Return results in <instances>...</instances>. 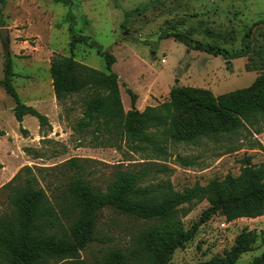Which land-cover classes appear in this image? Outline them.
I'll list each match as a JSON object with an SVG mask.
<instances>
[{"label":"rangeland","instance_id":"rangeland-1","mask_svg":"<svg viewBox=\"0 0 264 264\" xmlns=\"http://www.w3.org/2000/svg\"><path fill=\"white\" fill-rule=\"evenodd\" d=\"M69 1L66 4L54 0L0 3V29L5 27L9 32L7 45L0 36V79L9 50L16 72L14 84L22 101L35 103L43 113L47 111L50 122V126L40 127V136L22 139L17 133L20 126L14 113L7 114L3 125L11 135L0 137V150L4 158L13 157L12 163L18 160V165L16 173L0 185V190L28 165L33 168L39 185L53 198L65 176L74 171L64 165L72 158H78L86 167L91 184L104 190L118 167L147 168L142 185L169 179L175 189L184 190L197 182L207 184L213 178L222 179L228 173L239 175L245 156H252V162L257 165L264 163V148L257 146L261 142L259 136L264 134V119L260 121V133L243 129L239 134L220 133L216 137L188 141L177 140L171 134L172 137L159 141L166 148L165 155H158L153 148L131 151L122 142L117 145L100 133H79L76 128L92 88L81 87L58 100L50 73L54 56L71 55L70 42L75 32L79 43L73 57L77 61L105 71V61L98 49L116 56L114 70L122 78L120 87L126 112L131 109L126 89L129 85L143 96V104L138 107L141 111L167 102L173 86L187 87L179 85L180 77H185L183 82L187 85L211 86L220 93L246 88L264 74V0ZM172 34L188 39L190 46ZM197 41L244 56L227 60L222 55L197 49L194 46ZM123 82L129 85L124 86ZM27 120L31 127L34 122L30 120L39 124L32 115ZM11 145L13 150L8 156L5 149ZM11 162H5L6 170ZM0 197V202L4 201L6 193L2 192ZM209 205L208 200H203L179 207L176 226L184 230L196 226L197 230L192 239L175 250L168 264H196L223 254L244 228L256 230L258 238L255 248L242 254L238 264L249 263L264 252V214L229 221L218 213L203 222L202 213ZM171 224H164L167 230L173 229ZM152 228L163 229L158 221L105 208L98 215L97 232L110 240L91 243L82 251V259L90 262L110 248L128 245L133 236L141 237Z\"/></svg>","mask_w":264,"mask_h":264},{"label":"trees","instance_id":"trees-1","mask_svg":"<svg viewBox=\"0 0 264 264\" xmlns=\"http://www.w3.org/2000/svg\"><path fill=\"white\" fill-rule=\"evenodd\" d=\"M5 2L0 0L1 5ZM250 29L246 28L247 31ZM171 36L189 45V40L183 36ZM77 37L75 32L72 33L71 55L52 58L50 73L58 100L81 87L92 88L86 96L83 115L76 128L79 133H100L117 145L122 142L131 151L153 148L158 155H165L166 148L159 141L169 135L172 137L171 134L177 140L188 141L212 138L220 133L239 134L243 129L261 132L264 74L257 76L246 88L219 95L203 87L173 86L167 102L147 106L143 111L136 105L138 94L127 87L131 109L126 112L120 76L114 70L116 56L98 49L105 61V71L87 66L73 57L79 43ZM194 46L216 56L222 55L227 60L244 56L241 53L230 54L226 49L213 48L199 41ZM15 75L12 54L7 50L0 85L14 99L13 112L26 136L28 130L23 126L24 116L36 117L41 128L50 126V122L46 114L22 101L14 84ZM123 85L127 86L125 82ZM4 134L0 128V135ZM257 146L264 148L259 141ZM241 163L237 176L228 173L222 179L213 178L207 184L197 182L184 190L175 189L169 179L159 184L142 185L148 174L147 168L118 167L104 190L94 187L86 177V167L79 163L78 158H72L64 165L74 171L65 176L53 198L39 185L33 168L25 165L0 190V195L6 193L5 200L0 202V264H168L175 250L192 239L197 230L196 226L191 230L176 226L182 205L208 200L210 205L202 213L203 222L218 213L229 221L264 214V163H253L252 156H245ZM105 208L135 218L158 221L163 229L146 230L141 237L133 236L128 245L110 248L87 262L82 259V251L95 241L110 240V237L97 232L98 215ZM166 223H172L173 229L167 230ZM257 238L256 230L244 228L230 249L196 264H238L242 254L255 248ZM246 264H264V252Z\"/></svg>","mask_w":264,"mask_h":264},{"label":"crops","instance_id":"crops-1","mask_svg":"<svg viewBox=\"0 0 264 264\" xmlns=\"http://www.w3.org/2000/svg\"><path fill=\"white\" fill-rule=\"evenodd\" d=\"M239 60H242V58H239ZM236 65V64H235ZM243 65H245V63L243 62L242 63V66ZM189 72H192V70H189ZM2 79V78H1ZM122 79V78H121ZM186 80L185 79V77L183 78V77H180L178 80H180V83H179V85H185V86H191V84L190 85H187V84H185L183 81L184 80ZM256 79V78H255ZM128 85H129V83L128 82H126ZM129 87H130V85H129ZM193 87H198V86H193ZM207 89H210V90H212L213 91V93L215 94V95H219V94H222V93H220L221 91H218L217 90V92H216V90H215V88L214 87H211V86H205ZM205 87H203V88H205ZM131 88V87H130ZM52 89H53V85H52ZM171 89L172 88H170V91H171ZM54 90V89H53ZM134 90V89H133ZM5 89L0 85V128L5 132V134L4 135H0V137H10V135H11V133L8 131V129H6V127H4V125H3V122H4V120H5V118L7 117V114L8 113H11V112H13V108H14V106H15V101H14V99L13 100H11L10 98H9V96H7V95H9V94H7V92L5 91ZM137 94H138V99H137V102H136V105H137V107H139V105H141V104H143L142 103V101H143V96L141 95V93L139 92V91H137V90H134ZM227 92V91H226ZM121 93H122V90H121ZM223 93H225V92H223ZM20 95V94H19ZM21 96V95H20ZM149 96L151 97V94H149ZM145 99V98H144ZM131 100V99H130ZM147 101V103H149V100H146ZM26 104H28V105H33V106H35V107H37V105L35 104V103H32V102H26ZM124 104V103H123ZM37 109H39V107H37ZM14 113V112H13ZM44 114H46V115H49V113L47 112V111H45L44 110ZM28 116L29 115H26V116H24V119H23V126H24V128H26L27 130H28V137H26V136H23V134H21V130H20V127H19V131L17 132L18 133V135H21L22 137V139H26V138H28V139H32V137H37V136H40V134H39V131H40V125L39 124H37L34 120H30V122L32 121V122H34V125H32V127L28 124ZM17 120V119H16ZM18 124H19V126H20V123L18 122ZM19 139V138H18ZM259 139L261 140V142L264 144V134H262V135H260L259 136ZM13 147H12V145L10 146V147H7L6 149H5V151H6V153H7V155L9 156L10 154H9V151L10 150H13L12 149ZM11 157V156H10ZM8 157V158H4V156H3V151L2 150H0V168L1 169H4V170H1L0 171V185L10 176V175H14L16 172H15V170L17 169V162H18V160L17 159H15V160H17L16 162H11L12 161V158L13 157ZM5 162L6 163H9V162H11V164L10 165H8V169L6 170L5 169ZM12 164H15V165H13L12 166ZM7 168V167H6Z\"/></svg>","mask_w":264,"mask_h":264},{"label":"water","instance_id":"water-1","mask_svg":"<svg viewBox=\"0 0 264 264\" xmlns=\"http://www.w3.org/2000/svg\"><path fill=\"white\" fill-rule=\"evenodd\" d=\"M8 35H9V32H8L7 28L3 27L0 29V36L2 38L3 44H5V45L9 44ZM121 80L122 79L119 78V81H121Z\"/></svg>","mask_w":264,"mask_h":264},{"label":"built area","instance_id":"built-area-1","mask_svg":"<svg viewBox=\"0 0 264 264\" xmlns=\"http://www.w3.org/2000/svg\"><path fill=\"white\" fill-rule=\"evenodd\" d=\"M162 61L165 62V61H166L165 58H163ZM222 225H223V226H227V223H226V222H223Z\"/></svg>","mask_w":264,"mask_h":264}]
</instances>
